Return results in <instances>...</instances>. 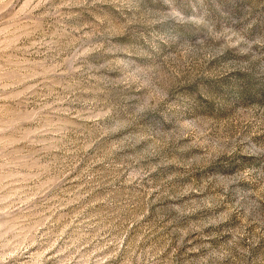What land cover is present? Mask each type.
I'll return each instance as SVG.
<instances>
[{
	"label": "rangeland",
	"instance_id": "rangeland-1",
	"mask_svg": "<svg viewBox=\"0 0 264 264\" xmlns=\"http://www.w3.org/2000/svg\"><path fill=\"white\" fill-rule=\"evenodd\" d=\"M0 264H264V0H0Z\"/></svg>",
	"mask_w": 264,
	"mask_h": 264
}]
</instances>
